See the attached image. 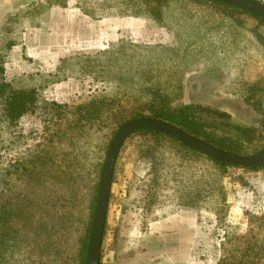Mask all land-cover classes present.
<instances>
[{"label":"rangeland","instance_id":"rangeland-1","mask_svg":"<svg viewBox=\"0 0 264 264\" xmlns=\"http://www.w3.org/2000/svg\"><path fill=\"white\" fill-rule=\"evenodd\" d=\"M174 1L161 19L140 0L80 3L94 17L133 19L74 50L53 45L57 21L49 10L63 0H0V82L36 91L32 111L0 131V175L7 172V183L0 181V264H82L107 148L141 111L147 86H159L173 102L219 110L204 116L212 132L242 140L248 156L259 152L263 133L249 140L243 131L261 129L262 114L241 98L252 81L264 87V44L244 29L250 21L238 23L201 0ZM81 107L90 115L78 124ZM147 141L133 132L117 156L99 264H234L250 229L264 235V168L220 172L207 161L204 175L203 160L155 148L158 181L143 209L151 179L149 159L138 151L149 149ZM200 183L207 196L184 209L185 227L178 228L182 214L170 211L180 208L172 203ZM216 191L225 197L221 218Z\"/></svg>","mask_w":264,"mask_h":264},{"label":"trees","instance_id":"trees-1","mask_svg":"<svg viewBox=\"0 0 264 264\" xmlns=\"http://www.w3.org/2000/svg\"><path fill=\"white\" fill-rule=\"evenodd\" d=\"M169 0H140L145 8L149 11L150 15L155 16V18H162L163 15V7L167 4ZM174 1V0H173ZM210 6L217 7L220 11H224L226 13L234 14V17L237 19L238 23L241 19L240 23L246 24L248 21L251 22L249 26L243 25L245 30L249 31L252 36H254L257 41L264 44V19L259 18L251 13L243 11L237 7L226 5L216 0H201ZM255 2L261 3L257 0H253ZM176 2V0L174 1ZM264 5V3H261ZM245 20V21H243ZM0 70L2 71V67L0 66ZM250 86L243 91L242 98L244 102L250 105L257 113L262 114L261 122L259 123L261 129L257 127H247L243 134L249 138L254 134L263 133L264 138V105L261 100V95L264 92V87L262 86L263 80L258 79L256 81H252L249 83ZM145 92L148 93V97L146 100L141 103L142 108L141 111L138 112L133 119L140 118H153L159 119L162 121H166L172 125L177 126L184 132L220 149L229 153H234L240 156H248L249 154L245 153L242 140H233L228 135H216L213 130H211L212 126L208 123L209 121L204 118L205 115L210 116L213 115H221L222 112L219 110L213 109L208 106H204L201 104H196L194 102H173V100L166 94L163 93L162 89L159 86H147L145 88ZM36 91L34 88L29 89H15L12 88L10 82L1 81L0 82V125H11L14 123L22 114L32 111L36 104ZM96 110V108L94 109ZM90 115V108L81 107L79 110L75 111V122L80 124L87 121ZM123 124V123H122ZM4 130V134L7 130L6 126L0 129ZM143 134L145 137H148L149 144L148 150H144L141 148L138 151V155L142 158L149 159V169L147 172V176L151 179L149 185V195L151 199L147 202H143L139 205L141 208L150 209V205L153 203L154 199L151 195V190L155 187L156 182L158 181V164L155 160L159 159V156L153 151L155 148H172L178 154H185L187 157L192 159L203 160V164L205 165L206 172V162L208 161L220 172L225 171V169L230 166L223 163H219L213 161L211 159H207L202 157L189 146L180 143L170 137H167L159 132L142 129L134 132ZM244 136V137H245ZM250 140V138H249ZM136 143V142H134ZM264 149V140L262 145L256 151H260ZM264 168V165L260 167L251 168V170H258ZM7 172L4 169L3 173L0 175V181L5 185ZM183 190L184 186L178 187ZM205 192V186L201 188V183L196 187L195 193L190 194V191H187V195L182 194L179 196H185L182 198H177L176 203H172L174 205H178L180 208L191 210L194 209L196 202L200 200H205L207 193L202 195ZM209 196H213L212 192H208ZM215 196H218V200L221 204L220 207L216 210V215L218 218L222 216L219 215L222 213L221 207L223 208V204L225 202V197L220 195V191H216ZM161 204V203H160ZM163 202L161 205H165ZM158 205L156 209L162 208L163 206ZM1 241V239H0ZM239 254L234 255V264H264V235H260L259 233L253 232L251 229L249 230V235L245 238L244 243L240 244V249L238 250ZM85 257V249L82 251V264H84ZM237 257V258H236ZM223 260L221 259L218 264H223Z\"/></svg>","mask_w":264,"mask_h":264},{"label":"water","instance_id":"water-1","mask_svg":"<svg viewBox=\"0 0 264 264\" xmlns=\"http://www.w3.org/2000/svg\"><path fill=\"white\" fill-rule=\"evenodd\" d=\"M226 5L237 7L264 19V5L253 0H216ZM142 129L159 132L180 143L189 146L198 154L226 165L251 169L264 165V149L250 156H240L220 150L166 121L153 118H140L127 121L115 132L107 148L101 167L98 194L90 225L86 249L85 264H99V256L105 227L107 206L111 191L114 166L119 151L127 137Z\"/></svg>","mask_w":264,"mask_h":264},{"label":"crops","instance_id":"crops-1","mask_svg":"<svg viewBox=\"0 0 264 264\" xmlns=\"http://www.w3.org/2000/svg\"><path fill=\"white\" fill-rule=\"evenodd\" d=\"M98 1L104 3L105 0ZM84 2H88V0H63L64 4L54 6L49 10L51 14H55V21H57V26L52 30L53 45H69L74 50L79 48L89 49L95 43L91 39L94 37L104 38L108 35L110 27L123 28L132 23L133 18L128 17H113L110 15L94 17L90 12L87 13L79 9V4ZM36 34H39V30ZM84 43L86 44L84 47H78ZM170 211L172 213L174 211L181 212L182 215L180 214L181 216L178 217L182 219L174 222L178 228L185 227L183 218L185 217L184 213L187 211L178 207H173Z\"/></svg>","mask_w":264,"mask_h":264}]
</instances>
